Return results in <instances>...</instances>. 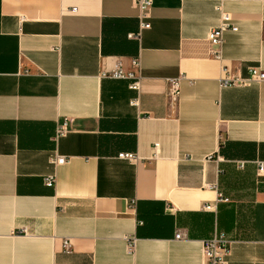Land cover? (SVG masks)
Returning a JSON list of instances; mask_svg holds the SVG:
<instances>
[{
    "label": "crops",
    "instance_id": "crops-1",
    "mask_svg": "<svg viewBox=\"0 0 264 264\" xmlns=\"http://www.w3.org/2000/svg\"><path fill=\"white\" fill-rule=\"evenodd\" d=\"M222 11L237 30L217 60ZM138 14L133 0H0V264H204L220 232L227 264H264V81L220 86L224 68L264 71V0H154L135 38ZM116 67L139 87L104 74Z\"/></svg>",
    "mask_w": 264,
    "mask_h": 264
},
{
    "label": "built area",
    "instance_id": "built-area-1",
    "mask_svg": "<svg viewBox=\"0 0 264 264\" xmlns=\"http://www.w3.org/2000/svg\"><path fill=\"white\" fill-rule=\"evenodd\" d=\"M154 0H133L134 5L138 8L139 14V26L140 30L137 33H131V37L139 38L141 34V30L144 28L150 27V22L148 21L150 10L153 6ZM75 8H72L74 11ZM227 30H237V26L232 22L231 16L229 13L222 11L220 16L219 24L213 28H211L207 34V39L209 42L210 54L213 58L217 60H222V47L224 43V33ZM140 64L139 58H134L132 60L133 67H138ZM225 71V75L220 79L221 87L228 86H247L253 82L264 81V71L259 67H251L249 70V74L247 76L241 75H232ZM104 74L111 75L117 78H133L131 82V87L138 88L139 87V76L134 70L125 71L121 67H116L113 70H104ZM180 79L181 78H172L169 80V90L168 94L170 96V100L175 102L179 95L180 89ZM71 129V120L64 119L59 122L56 126L55 140H58L61 137L66 136ZM158 143L153 144V154L152 157H156L158 153ZM118 157L121 159L128 160L130 162H138L141 158L136 152L130 151H122L119 152ZM54 164L60 165L69 161V158L65 155L56 154L52 159ZM244 160H240L236 162L238 168H243L245 165ZM257 165V175H261L264 172V160H256ZM57 181L56 172L47 174L44 176V182L48 186H55ZM219 200H228V198L222 196L220 194ZM207 209L211 208V205L208 204L205 206ZM176 238L181 239L185 237V234L182 232H178L175 235ZM127 241V250L129 253H133L136 244V237L133 235L126 236ZM64 248L67 249L69 242L64 241ZM230 248V239L226 236L225 233H215L211 238L205 239L203 241V254L205 258L204 264H227V256L229 254Z\"/></svg>",
    "mask_w": 264,
    "mask_h": 264
}]
</instances>
